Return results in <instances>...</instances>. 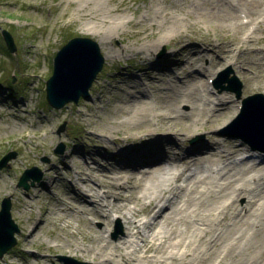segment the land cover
<instances>
[{
	"label": "bare ground",
	"instance_id": "1",
	"mask_svg": "<svg viewBox=\"0 0 264 264\" xmlns=\"http://www.w3.org/2000/svg\"><path fill=\"white\" fill-rule=\"evenodd\" d=\"M81 1L83 6L79 5V11L92 10L82 21L81 28L99 32L105 28L104 39L111 38V32L119 31L124 20H130L121 11L123 14L118 17L119 9H122L120 0H65L64 4L67 7ZM168 3L174 7L178 5L176 0ZM177 8L185 9L213 27L224 28L226 37L212 35L205 43H188L170 54L180 55L177 60H151L153 47L150 45L143 48L146 52L138 50L140 59L151 63L147 70H150L149 86L153 91L151 95L145 91L139 95L123 91L118 96L123 104L114 109V115L118 117L104 121L112 129L105 135H114L113 130L132 133L150 129L145 136L155 135L150 136L152 142L133 151L120 149L111 152L112 149L104 146L101 147L104 155L100 150L84 153L71 149L69 160L72 166L65 169V175L71 176L64 182L66 191L53 194L54 203L44 206L32 225L31 218L23 220L22 250L10 254L5 259L7 263L20 264L17 259L21 264H45L43 247L39 251L28 250V247L37 239L41 229L52 221L58 230L51 245L70 254L79 253L94 264H264V153L258 151L259 161L244 160L246 156L241 152H249L250 148L236 144L230 138L224 139V143L208 138L207 143H196L195 148L181 149L182 153L173 152L178 146L176 140L183 142L189 133L200 128H218L240 111L242 100L235 101L231 94L212 92L209 79L204 77L205 73L211 77L214 75V68L223 58L221 55L242 75L244 94L256 91L264 94V0H184ZM151 9L147 8L136 20L141 18L152 26L162 16L159 25L165 26L166 30L145 41H153L157 46L167 36L181 31L185 18L178 11L170 15L163 12L165 8L162 6L154 7L152 13ZM99 11L111 16L97 23L94 19L97 20ZM74 14L82 13L71 11L69 16ZM141 22L138 21V25L143 28V33H152ZM125 48L123 52L129 51L128 47ZM120 54L119 49L109 51V57L116 58ZM202 60L207 61L206 64ZM180 61L181 66L187 65L190 69L185 71L186 80L176 79L178 75L169 68L174 64L178 66ZM154 69L156 71L152 73ZM157 75L167 77L163 81L167 86L160 84L162 81L156 79ZM123 77L121 83H130V87L138 89L142 85L135 79V74H124ZM102 101L99 99L100 103L96 102L94 106L98 107ZM182 103H186L189 110L182 109ZM95 107L86 113L87 120L94 122V116L103 121L104 115L94 110ZM159 125L169 129L163 131L165 133H156ZM40 144L44 145L36 142V147ZM212 144L216 145L214 156L204 158L203 162L188 159V152ZM85 155L91 159L97 155L108 159L110 168L95 166L92 169L84 160ZM157 160L159 163L155 169L135 168ZM221 162H232L233 166L226 168L220 165ZM54 167L52 163L45 164L44 168L51 172L48 179L33 188V195L18 199L20 221L26 211H33L39 193H50L49 188L56 184L57 178L63 179L61 174H56ZM0 181L2 190L7 183L3 178ZM238 197H243L244 202L235 206ZM90 198L92 201H88ZM93 214L107 223L115 214L119 215L126 224L125 234L116 241L102 234L94 236L91 228L85 225L88 221L93 223L90 216ZM79 220L87 229H82Z\"/></svg>",
	"mask_w": 264,
	"mask_h": 264
},
{
	"label": "rangeland",
	"instance_id": "2",
	"mask_svg": "<svg viewBox=\"0 0 264 264\" xmlns=\"http://www.w3.org/2000/svg\"><path fill=\"white\" fill-rule=\"evenodd\" d=\"M157 1L120 0L119 4L122 9H119V12L126 13L130 17V20L128 22L124 20L119 31L111 32L109 34L110 36L112 35L111 38L104 39L105 28H101L102 32L81 28L82 21L85 20L87 15L92 13V10L89 8L79 11V5L83 6L82 1L80 3L73 2L66 7V4H64L65 0H0V91L2 92L0 93V158L9 151H15L16 153L15 156L8 159L6 165L0 167V176H2L0 178H3L7 183V186L0 190V203L4 196L10 197L11 217L18 226V231L15 232L16 243L0 256L1 264H9L5 259L10 254L22 250L20 245L22 238L20 237H22L21 225L23 220L26 217L31 218L32 225L40 217L43 207L51 206L54 203L52 195L66 191L64 182L70 179L71 176L65 175V169L72 166L69 160L71 149L72 151L74 149L83 150L85 151L84 153L100 150V154H103L104 150L101 147L104 146L112 149L111 152H116L120 149L122 151L124 149L133 151L138 147L149 146V143L152 142L150 136L155 135L145 136L146 132L150 129L140 132L133 131L132 133L113 130L111 133L114 135L106 136L105 132L109 133L112 129L109 126L107 127L104 122L112 121L118 117V115H114V109L117 105L123 104V102L118 100V96H121L123 91L124 93L130 92L137 95L145 91L151 95L153 89L149 86L148 79L150 70H147L151 66V63L148 60L140 59L139 55L142 51L146 52L147 45L153 47L149 57L151 60L168 61L170 58H176V60L178 57L180 58V55L170 54L179 51L180 47L183 48L188 43H205L207 42L206 38L212 35L226 37L223 35L225 32L224 28L213 27L204 20L198 19L196 15L187 13L185 9L177 8L178 5L183 4L184 0H176L178 3L176 7L168 3L170 0ZM156 6L165 8L163 12H167L169 15L172 12L178 11L185 18L181 31L167 36L157 46L153 41L147 43L145 41L153 39V36L155 37L159 33L161 34L162 30H166L165 26L159 25L162 16L159 17L158 23L152 26H148L146 21L143 22L144 20H141V18L136 20L139 14H143L147 8L151 7L152 13ZM61 11L63 13L58 15ZM71 11H78L84 14V16L82 14L69 16ZM121 12L118 13V17L119 14H123ZM57 15L58 17H56ZM109 16L111 15L99 11L96 13L97 20L94 19V21L100 23L103 22L104 18H108ZM31 21L36 22L31 23ZM138 21H142L141 25L146 24L152 33L149 35L143 33V28H140ZM98 26L102 27L101 24ZM5 31L10 35L12 43L15 46L13 51L7 48L3 35ZM78 35L89 36L98 42L100 51L104 56V63L89 88V97H80L77 102L69 101L60 108H54L47 102L45 91L46 79L50 76L53 69V57L56 51L70 37ZM41 38L42 42H40ZM140 43L142 44L140 45ZM125 47H128L129 51L123 52V49H126ZM113 49L121 51V54L116 58L109 57V51H113ZM138 50H141V52H138ZM221 56L224 59L221 57V63L214 68V75L212 77L208 73L204 75L205 78L209 79L212 92L220 95L221 93L231 94L235 101L242 100L245 96L252 94L253 92L243 93L244 79L242 75L226 62L223 55ZM202 62L206 64L207 61L202 60ZM184 66H181L180 61L178 66L174 64L169 67L175 75H178L175 77L176 79L186 80L185 71L189 68L186 65L184 69ZM155 71L156 69L152 70V73ZM164 71L166 72L167 70L165 69ZM224 71H228L229 78L235 76L240 82V96H237L234 90L225 87L229 84V81L224 80L220 85L215 82L219 75H224ZM124 74L126 76L135 74L137 77L135 79L139 83H142L141 87L137 89L136 87L128 86L130 83H121L124 80ZM202 74L200 75L202 76ZM157 78L162 81L160 82L161 85L165 84L167 86L166 82H163L167 77L157 75ZM159 90L163 91V89ZM99 99L103 100L102 104L95 107L94 103H100ZM101 105L104 109H101ZM181 106L185 111L189 110L186 103H182ZM92 107H95L96 109L94 110L100 115H104L102 117L103 121L94 116L92 117L94 118V122L87 120L86 113ZM108 108L111 110H108ZM234 117L228 123L215 129L200 128L194 130L186 136L183 142L176 140V145L178 146H176L173 152L182 153L184 149L194 147L196 143H207L208 138H214V140L220 143H224V139L230 138L234 143L250 148L249 152H241L242 155L246 156L243 158L244 160L259 161L260 156L257 153L258 151L264 153V150L256 146L252 147L242 138L235 135V129L227 128V125ZM63 123V129L58 130ZM159 126L156 127L159 128L156 133H165L163 131L169 129L168 127H163V125L162 127L161 125ZM36 142L44 143V145L40 144L36 147ZM60 144L64 145L62 150L56 151L60 147ZM215 146L212 144L205 148L193 149L187 153L188 159L203 162L204 158L215 155L213 152ZM96 158L91 159L88 155H85L84 160L90 164L92 169L96 168L95 166L100 168H107L109 166L110 161L108 159L106 161L105 158L103 159L99 155ZM48 163H52L55 166L54 168L57 170L56 174H61V178L63 179L57 178L56 184H52L49 188L50 193H39V198L34 201L36 206L33 208V211H26L23 214L24 218L20 221L17 214V201L25 195L31 194L33 188L40 181L48 179L51 172L44 168V165ZM157 163H159L158 160L137 165L135 168L141 169L142 167H146L149 168L148 170H151L156 168ZM32 165H36L41 170L40 180H34V184L28 188L19 186L17 183L20 174L25 168ZM220 165L227 168L228 166H233V163L221 162ZM143 170L148 171L146 169ZM31 180L32 177L28 179V183ZM92 199L90 198L88 201H92ZM234 202L235 206L242 205L244 198L238 197ZM90 216L93 223L88 221L85 225L91 228L94 236L102 234L108 239L116 241L125 234L126 224L119 215L115 214L110 223H107L106 220L97 215L93 214ZM79 225L82 229H87V226H82L81 220H79ZM57 230L56 223L49 221L45 228L41 229L37 239L31 242L28 250L35 249L39 251L43 247L42 252L46 255L44 257L45 264H94L92 260L85 258V256L83 257L79 253L77 255L76 253L70 254L65 249H56L52 246L51 244L54 242L53 236ZM39 242L40 245H38ZM24 249L27 250L26 247ZM60 256H65L66 258L61 259ZM16 261L21 264V260L18 261L16 259Z\"/></svg>",
	"mask_w": 264,
	"mask_h": 264
},
{
	"label": "water",
	"instance_id": "3",
	"mask_svg": "<svg viewBox=\"0 0 264 264\" xmlns=\"http://www.w3.org/2000/svg\"><path fill=\"white\" fill-rule=\"evenodd\" d=\"M7 48L15 49L10 35L3 33ZM104 56L100 51L98 42L89 36L70 37L55 53L53 69L45 82L46 100L54 108H60L69 101L77 102L80 97L90 96L89 88L101 70ZM219 75L216 83L229 81L225 87L232 89L240 96V82L233 76L228 77V71ZM224 88V86H223ZM64 123L58 130L63 129ZM227 128L236 130V136L247 141L252 147L264 150V94L255 92L242 99L240 112L227 125ZM64 145L56 151L62 150ZM15 151H9L0 158V167L6 165L8 159L15 156ZM32 177L30 183L28 179ZM41 170L32 165L25 168L19 176L18 185L28 188L34 180H40ZM10 197L4 196L0 203V256L9 250L15 243V232L18 231L17 223L11 217ZM61 259L66 258L60 256Z\"/></svg>",
	"mask_w": 264,
	"mask_h": 264
}]
</instances>
